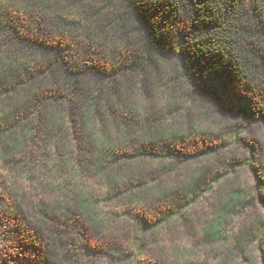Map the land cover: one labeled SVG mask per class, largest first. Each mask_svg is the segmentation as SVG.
Wrapping results in <instances>:
<instances>
[{
    "label": "trees",
    "instance_id": "obj_1",
    "mask_svg": "<svg viewBox=\"0 0 264 264\" xmlns=\"http://www.w3.org/2000/svg\"><path fill=\"white\" fill-rule=\"evenodd\" d=\"M197 74L231 88L264 78V0H0V157L56 177L31 214L49 250L22 239L15 248L0 244V264H49V251L53 264H88L78 249L85 223L112 228L120 218L99 212L74 178L101 177L113 199L119 190L142 200L176 190L177 206L187 201L193 181L166 188L154 180L144 189L143 159L160 142L187 136L179 121L164 123L180 97L203 111L209 81L177 92L183 77ZM233 196L237 202L240 191ZM140 225L138 247L150 229L144 218ZM115 252L119 261L130 257Z\"/></svg>",
    "mask_w": 264,
    "mask_h": 264
},
{
    "label": "rangeland",
    "instance_id": "obj_2",
    "mask_svg": "<svg viewBox=\"0 0 264 264\" xmlns=\"http://www.w3.org/2000/svg\"><path fill=\"white\" fill-rule=\"evenodd\" d=\"M197 80L209 81L200 90L206 97L203 114L198 102H183L180 97L178 109L164 123L179 121L187 136L176 137L168 146L159 141L156 156L143 159L150 169L144 189L154 187V180L166 188L193 181L191 194L180 207L176 190L149 200L130 198L119 190L113 199L102 188L101 177L74 178L82 191L96 197L99 212L120 218L112 228L85 223L88 230L79 237L78 249L88 264H264V78L231 88L197 74L183 77L179 85L183 89L177 92L183 96L182 90ZM216 84L224 89L219 97L206 88ZM172 150L179 156L158 155ZM52 174L38 168L21 172L0 157L1 245L15 248L22 239L33 242L36 250H49L48 238L31 214L40 200L51 197L44 185L56 180ZM67 175L73 178L72 173ZM237 190L241 196L233 203ZM226 205L231 209L226 211ZM143 218L150 229L138 247ZM14 226L20 232L13 234ZM119 247L129 252V259L118 260ZM45 258L54 263L50 251Z\"/></svg>",
    "mask_w": 264,
    "mask_h": 264
}]
</instances>
